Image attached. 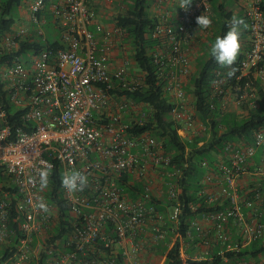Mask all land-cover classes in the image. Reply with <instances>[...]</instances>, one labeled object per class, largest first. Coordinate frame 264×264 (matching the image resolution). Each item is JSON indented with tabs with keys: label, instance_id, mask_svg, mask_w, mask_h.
<instances>
[{
	"label": "built area",
	"instance_id": "obj_1",
	"mask_svg": "<svg viewBox=\"0 0 264 264\" xmlns=\"http://www.w3.org/2000/svg\"><path fill=\"white\" fill-rule=\"evenodd\" d=\"M91 1L60 0L51 6L62 48L28 52L26 59L16 58L0 66V170L8 177L9 187L16 190L15 208L21 216L16 245L10 255L1 257L0 264H149L151 250L166 239L167 223L173 226L172 232L177 228L179 192L166 182L170 206L166 212L157 210L153 201L159 197L153 183L145 179L149 171L164 174L170 157L148 134L128 132V123L142 126L143 106L110 94L115 88L138 85L136 79H126L125 63L113 72L109 67L113 41L125 31L114 24L107 28L95 23ZM212 1L193 0L187 10L179 5L175 26L159 22L151 31L156 41L152 57L157 75L164 80L165 93L180 101L170 115L181 125L178 134L186 140L205 128L195 118L192 105L190 111L184 103L183 88L191 65L181 42L192 37L197 16L210 17ZM263 6L264 0H252L245 11L249 47L238 65L237 83L250 75L252 81L264 83V66H260L264 64ZM43 8L44 0L29 1L33 24L40 23L38 13ZM25 33L23 28H13L0 37V56L17 51ZM95 33L102 35V44ZM226 83L225 77L216 76L212 96L223 95ZM250 85L249 81L244 84L237 100V106L245 110L258 106L256 100L245 99ZM223 148L225 154L219 155L216 164L218 172H207L202 179V185L219 179V194L206 200L217 201L219 209L201 216L212 223L213 238L198 223L192 226L203 245L211 240L219 246L217 256L231 264L227 254L264 238V127L253 131L249 143L232 141ZM47 164L53 166L52 174L48 187L41 190L37 172ZM55 166L61 172L59 191L67 224L65 238L48 245L46 234L54 230L59 215L58 205L46 197ZM72 169L89 178V186L82 192L68 193L61 186V175ZM30 177L36 183H29ZM135 179L142 182L144 191L131 199L123 188L133 187ZM41 199L48 205L47 213L37 207ZM8 200L4 193L0 199V251L7 248L12 234ZM173 236L183 241L178 234ZM192 236L188 233L189 239ZM179 253L182 264L199 261L186 256L183 242ZM258 264H264V258Z\"/></svg>",
	"mask_w": 264,
	"mask_h": 264
},
{
	"label": "trees",
	"instance_id": "obj_2",
	"mask_svg": "<svg viewBox=\"0 0 264 264\" xmlns=\"http://www.w3.org/2000/svg\"><path fill=\"white\" fill-rule=\"evenodd\" d=\"M51 1L44 0V7L48 6V9L46 11L43 8L38 13L39 17L43 16L49 20L53 18L50 10ZM122 1L126 7L125 12L114 16L112 24L125 31L120 39L130 44L132 49L131 59L141 73V77L137 80L138 85L127 86V88H115L110 91V94L116 97H125L132 103L143 106L144 120L142 126L137 127L134 123L126 122L129 125L128 132L131 135L148 134L162 146L164 153L170 157L169 166L166 167L164 172L170 174L171 178L168 182L179 192L177 199L180 204V214L176 230L172 232L173 226L167 223L165 229L166 239L154 247L151 252L155 258L164 256L163 264H182L179 253V239H176L168 249L170 243L168 233L178 234L185 241L189 240L188 233H190V235L193 234L192 240L195 243L198 242L196 231L192 226L193 221L205 213L219 209L217 201L214 203L206 202L208 196L204 194L206 185H202V179L207 172H218L216 164L219 161V155L225 154L223 147L226 143L240 140L249 143L253 131L264 127V88L260 87L259 81H252L251 75L243 78L238 83L235 81V77L239 75L238 65L244 54H239L236 64L233 66L237 71L231 79L226 76L228 69L221 68L211 57L210 47L212 43H214L217 36L222 37L226 34L232 19L231 12H227L226 7L215 6L217 0H213L211 7L216 17L211 18L213 23L208 28L209 31L207 30L211 34L210 38H207L209 43V46H207L208 51L203 58L197 60V68L195 72H191L186 78V84L183 88L185 95L190 97L195 118L203 124L205 131L191 137L190 140L183 139L178 134V129L181 125L174 121L170 115L171 109L177 107V105L165 93L163 88L164 80L158 77L157 67L152 57L156 41L151 37V31L160 22L159 18L152 15L149 11L151 3L155 2V0ZM21 4L22 0H0V37L13 32L15 25L13 13L15 8H18ZM241 18L246 21L245 16ZM247 34L248 29L242 32L241 37H246ZM62 47L63 45L59 39L42 38L39 35L37 38L27 37L19 43L17 51L12 53L4 52L0 56V66L16 58L26 59L28 52L37 53L45 49L56 50ZM260 66L262 67L264 64L261 63ZM218 75L227 79V83L223 87V95L225 96L226 93L232 94L237 100L243 93L244 84L249 81L251 85L257 88L258 106L249 110L240 107L242 108L241 116H238L234 111L222 109L220 100L223 99V95L219 97L212 96L213 82ZM238 87L241 90H238ZM1 173L2 170H0ZM60 173L58 167L55 166L52 176L53 180L49 187L50 190L46 193L49 201L59 207L58 222L54 230L46 234L48 245L53 243L54 240H63L66 233L67 214L59 191ZM126 179L127 175L125 174L124 180ZM141 183V181H133V187L130 185L125 186L123 188L125 194L129 198L135 199L140 192L144 191ZM4 193H8V201L10 202L9 229L12 234L8 239L7 248L0 251V261L10 255L9 251L16 245L21 220V216L15 208L17 201L16 190L9 186H2L0 187V199L4 198ZM153 202L155 203V208L163 212H166V208L170 206L165 193L162 194L161 199H154ZM217 252H219V246L214 249L211 261H188V263L226 264L217 256ZM260 256H264V238L251 242L237 253L227 254V258L232 262L231 264L249 262L250 260L257 261ZM30 264L35 263L32 262Z\"/></svg>",
	"mask_w": 264,
	"mask_h": 264
},
{
	"label": "crops",
	"instance_id": "obj_3",
	"mask_svg": "<svg viewBox=\"0 0 264 264\" xmlns=\"http://www.w3.org/2000/svg\"><path fill=\"white\" fill-rule=\"evenodd\" d=\"M58 1H60V0H52L51 6L55 3H57ZM251 1L252 0H217L215 6L219 5V7H221V6L226 7L227 12H231L232 17L233 16H237V17L243 16L244 17L245 11L249 7V5L251 4ZM180 4H181V0H155L156 14H154V15L159 18L160 22L175 26L177 24L176 15H177V11H178ZM99 5H100L99 0H93L90 2L89 8L91 11L94 12L95 23L101 24V20H103V18L97 14V7ZM51 6H50V10H51ZM215 17L216 16L212 12V7H211L210 18H215ZM48 25L52 26L53 28H55L58 31V29L56 28V25L53 21V18H51L49 20L43 16L42 17L40 16V23L39 24L35 25V24L31 23L30 29L32 28L33 29L32 31L38 30V34H41L42 31L40 30V28L42 26H48ZM101 25H103L105 27L109 24L104 23ZM15 26L20 27V25L17 24L16 22H15ZM15 26H14V29L17 28ZM27 30H29V28H27ZM203 30L204 29H199L198 25L195 26L193 29V32H192V34H193L192 37L188 41H182L181 42V46L187 51V55L189 57L190 65H191V72H195V70L197 68V60L203 58L206 54L202 50V47H205L207 49V46H209L208 42L207 43L204 42L206 37L203 34ZM58 34L60 37L59 31H58ZM95 36H96V39L99 41V43L102 44V35L100 33H95ZM30 38H37V36L30 37ZM240 43H241L240 54H244L249 47L248 34L246 35V37H240ZM118 44H120V42L118 43L117 40L113 41L112 50H111L110 56H109V67H110L111 72L115 71L122 63L121 62L122 60L120 58L121 53L117 50ZM227 94L230 95L229 93H226L224 99H227ZM245 99H248V97L246 96ZM163 176H164L163 181L165 180V182H168L170 177L166 178L165 174ZM162 187H163L164 192L161 191L158 194L159 199L162 198L161 193H165V191L167 189L166 183H163ZM204 194H206L208 197L218 195L219 194V179H217L215 177L213 182H211L210 184H207L205 187ZM195 222L200 225V227L207 234L209 239L213 238L214 230L212 227V223L209 220H206L202 217H198L193 221V223H195ZM168 235H169V239H170V243L168 246H171L172 243L175 241L176 236H173V234L170 232L168 233ZM197 239H198V242H196V243L194 242V240H192V238H190L187 241H185V240L180 241V244H182V242H183L185 252H186V256L188 258H190L191 260L197 259L199 261H211L212 253L214 252V249H216L217 245L215 243H213L211 240L209 241V245H203L199 241V238H197ZM263 258H264V256H260L257 258V261L250 260L251 264L261 263V261H263ZM148 263L151 264L150 261H148ZM163 263H164V261L162 260L161 264H163Z\"/></svg>",
	"mask_w": 264,
	"mask_h": 264
},
{
	"label": "rangeland",
	"instance_id": "obj_4",
	"mask_svg": "<svg viewBox=\"0 0 264 264\" xmlns=\"http://www.w3.org/2000/svg\"><path fill=\"white\" fill-rule=\"evenodd\" d=\"M30 0H22V4L18 7L15 8L14 13H13V17L15 19V22L17 24L20 25V27H17V29H25L26 33H25V38L27 37H35V36H41L42 38L45 37H49L50 39H59V34L58 31L53 28L52 26L48 25V26H42L40 28V30L42 31L41 34H38V30H34L31 27V19H30V14L28 12V3ZM100 5L97 7V14L103 18V20H101V24H109L105 27L109 28L110 26H112V20L113 17L124 13L125 12V5L124 2L122 0H111V2H107L106 0H99ZM155 2L151 3V8H150V13L152 15L156 14L155 11ZM48 6L44 7V10L47 11ZM27 28H29V30H27ZM15 30V29H14ZM207 30L209 31V29H205L203 30V34L206 37L204 42L207 43V38H210V33L207 32ZM118 43L120 42V44H118V48L117 50L121 53V62L125 63V77L127 80L130 79H136L139 80L141 77V73L139 72V70L136 68V66L134 65V63L132 62L131 59V55H132V49L130 47V44L124 40H121L120 38L117 39ZM202 50L206 53L208 50L205 47H202ZM206 58V57H205ZM187 80V79H186ZM259 85L261 88H264V83L259 82ZM246 96L248 97V99H253L257 101V88L253 85H250V89H248L246 91ZM169 98L171 99V101L178 105L180 103V101H178L177 99H175L173 96L169 95ZM114 99H126L125 97H116L114 96ZM225 101V109L228 111H234L238 116H241L242 114V108L237 106V99L235 98L234 95H227V99H224ZM184 103L186 105V109H189L191 111V100L190 97L188 95H185V100ZM132 113H136L137 110L135 111H131ZM135 114H133L132 116L134 117ZM126 118H128L129 116L126 114L125 115ZM130 118V117H129ZM201 134V133H200ZM201 136V135H200ZM165 174V172H164ZM162 173V171H157V172H153V171H149L147 172V174L145 175V179L150 180L153 184L152 187L154 189L155 195H158L161 191L164 192L162 184L166 183L164 179V175ZM166 178H169L166 174H165ZM0 187L4 186L7 187L9 186V179L8 177L2 172L0 174ZM135 181H138L137 179H135ZM162 259L161 257L155 258L153 255L150 257V263L153 264H161Z\"/></svg>",
	"mask_w": 264,
	"mask_h": 264
},
{
	"label": "clouds",
	"instance_id": "obj_5",
	"mask_svg": "<svg viewBox=\"0 0 264 264\" xmlns=\"http://www.w3.org/2000/svg\"><path fill=\"white\" fill-rule=\"evenodd\" d=\"M191 2L192 0H181L180 8L187 10L191 6ZM195 22L199 29H208L213 23L209 16L203 14L197 16ZM248 27V23L243 18L233 16L226 34L222 37L217 36L210 47L211 57L221 68L228 69L226 76L229 79L236 74L237 69L233 66L236 64L241 50L240 37L242 32L246 31ZM52 168L51 164H47L38 170V182L41 190L48 187ZM29 183H36V178L30 177ZM61 186L68 193L82 192L89 186V178L82 171L72 169L71 171H65L61 175ZM37 207L45 213L49 211L48 205L42 199L37 204Z\"/></svg>",
	"mask_w": 264,
	"mask_h": 264
}]
</instances>
